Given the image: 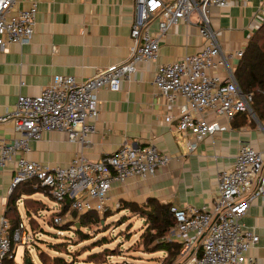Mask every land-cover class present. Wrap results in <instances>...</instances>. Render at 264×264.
I'll list each match as a JSON object with an SVG mask.
<instances>
[{
	"label": "built area",
	"instance_id": "2783aa9c",
	"mask_svg": "<svg viewBox=\"0 0 264 264\" xmlns=\"http://www.w3.org/2000/svg\"><path fill=\"white\" fill-rule=\"evenodd\" d=\"M17 0H0V50L7 44L27 45L31 42L36 24L37 5L12 9ZM231 0H133V19L129 29V48L124 61L107 69H99L91 77L77 80L73 76L54 75L49 85L36 95H18L12 112L0 120L10 119L17 134L10 141L0 140V167L19 154L11 189L18 183L34 179L35 186L48 190L55 211L70 200L68 212L54 215L55 224L77 221L95 211L103 215L120 208V202H109L113 184L129 178L155 175L170 160L167 153L150 144H123L116 152L90 161L76 154L65 166L49 167L30 160V141L39 140L44 132L56 131L69 141L88 146L98 117L100 89L118 91L121 81L128 79L139 62H156L159 42L166 31L181 21L199 17V33L207 43L194 54L156 66L153 85L169 103L178 96L185 100L177 116L176 131L192 151L196 143L226 127L208 116H222L227 121L245 113L258 121L251 109L252 94L238 87L234 72L228 70L222 78L213 71L223 60L243 56V49L221 54L211 29L209 11L225 8ZM156 23V32H151ZM221 58V60L219 59ZM173 117L167 115L166 123ZM264 195V153L249 142H241L232 165L218 173L216 195L212 209L206 207L170 206L175 223L169 230L168 241L180 245L174 264H258L249 250L258 236L244 229L241 218L252 202ZM75 213V215H73ZM32 232L24 220L11 227L8 219H0V264L13 259L17 245H26Z\"/></svg>",
	"mask_w": 264,
	"mask_h": 264
},
{
	"label": "crops",
	"instance_id": "0c3cea01",
	"mask_svg": "<svg viewBox=\"0 0 264 264\" xmlns=\"http://www.w3.org/2000/svg\"><path fill=\"white\" fill-rule=\"evenodd\" d=\"M32 2L37 5V14L31 42L7 44L0 50V118L12 112L18 95L38 94L54 75L84 80L99 69L118 65L128 54L133 0H17L12 12L28 8ZM209 18L221 54L234 53L244 48L264 22V0H231L225 8L212 7ZM199 27L196 13L190 21L171 26L160 39L156 62H139L135 72L121 81L118 91L99 90L98 117L88 146L69 141L63 133L44 132L39 140L30 141L26 157L56 167L67 165L76 154L96 161L123 144H150L170 156L167 165L155 175L113 184L109 202L142 204L155 198L178 207L212 209L218 173L232 165L239 144L249 142L264 153V120L240 124V117L227 121L210 115L208 120L217 121L226 130L198 141L192 151L187 149L194 137L182 138L176 131L177 116L185 100L178 96L169 103L161 97L153 85V75L158 64L203 48L207 41ZM150 29L155 33L156 23ZM238 62L237 58L225 59L213 72L224 78L228 70L234 72ZM167 115L173 117L169 124L164 121ZM16 135L10 119L0 120V140L10 141ZM18 158L19 154L14 155L0 167V219L5 217ZM24 198L17 201L22 220L19 204L26 217ZM30 198L46 203L45 212L54 213L49 194L35 192ZM241 224L258 236L249 254L258 264H264V195L252 202Z\"/></svg>",
	"mask_w": 264,
	"mask_h": 264
},
{
	"label": "rangeland",
	"instance_id": "374dc122",
	"mask_svg": "<svg viewBox=\"0 0 264 264\" xmlns=\"http://www.w3.org/2000/svg\"><path fill=\"white\" fill-rule=\"evenodd\" d=\"M19 205L24 222L32 219V237L26 245H17L16 264H21L24 256L35 264H54V256L62 257L68 264H164V250L146 251L142 245L145 221L140 210L144 203L138 204L141 209L130 211L121 202L120 208L99 215L97 224L82 227L86 234L83 237L75 231L76 226L61 230L63 223H53L50 213L45 212L46 203H26L25 211L28 207L32 213H26V217L22 204ZM39 253L44 256V263Z\"/></svg>",
	"mask_w": 264,
	"mask_h": 264
},
{
	"label": "trees",
	"instance_id": "16d2710c",
	"mask_svg": "<svg viewBox=\"0 0 264 264\" xmlns=\"http://www.w3.org/2000/svg\"><path fill=\"white\" fill-rule=\"evenodd\" d=\"M234 76L237 81L238 87L243 93H251V109L254 112L258 120H264V22L258 29L250 36L247 44L243 48V56L239 59V62L234 70ZM240 117V124H246L249 121L251 124L253 120L245 113L236 114L233 119ZM232 119V120H233ZM36 180L29 179L18 183L12 188L10 196L7 200L5 208V218L8 219L11 227L17 225L21 216L18 211L17 201L26 196L23 199V204L26 203H38L39 201L33 200L30 196L35 192H42L48 195V190L40 185L34 186ZM124 208L130 209V211H136L141 208L132 201H122ZM70 206V200L67 199L65 204L61 207V210L56 213H50L51 218L54 215L62 216L68 212ZM169 203H161L155 198H149L146 200L141 209L142 217L145 221V230L141 234L142 245L146 251L164 250L166 252L163 261L164 264H174L178 257L180 245L175 242L166 240L170 228L175 223L173 214L170 212ZM26 213L30 215L31 211L26 207ZM32 219L28 218L30 224ZM99 222V214L95 211H89L81 215L77 221H67L60 225L61 230H65V227L76 226L75 231L80 236H86L81 231V228L91 224H97ZM31 228V225H30ZM41 263H44V256L39 253L38 255ZM93 258V257H92ZM24 260L21 264H35L32 261L26 263ZM54 264H68L62 257L54 256L52 258ZM4 264H16L13 259H6ZM98 264V263H97ZM126 264V263H124ZM158 264V263H157Z\"/></svg>",
	"mask_w": 264,
	"mask_h": 264
},
{
	"label": "water",
	"instance_id": "95a60500",
	"mask_svg": "<svg viewBox=\"0 0 264 264\" xmlns=\"http://www.w3.org/2000/svg\"><path fill=\"white\" fill-rule=\"evenodd\" d=\"M73 215H75V213H73ZM28 262H31V260L30 259H26V263H28Z\"/></svg>",
	"mask_w": 264,
	"mask_h": 264
}]
</instances>
